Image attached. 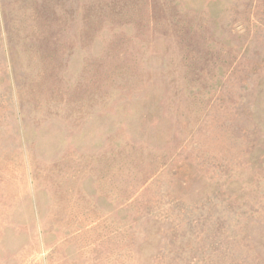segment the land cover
Here are the masks:
<instances>
[{"label": "rangeland", "instance_id": "1", "mask_svg": "<svg viewBox=\"0 0 264 264\" xmlns=\"http://www.w3.org/2000/svg\"><path fill=\"white\" fill-rule=\"evenodd\" d=\"M0 264H264V0H0Z\"/></svg>", "mask_w": 264, "mask_h": 264}]
</instances>
